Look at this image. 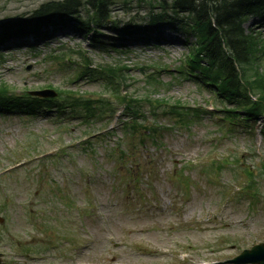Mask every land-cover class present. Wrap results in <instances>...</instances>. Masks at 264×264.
Listing matches in <instances>:
<instances>
[{"label": "rangeland", "instance_id": "1", "mask_svg": "<svg viewBox=\"0 0 264 264\" xmlns=\"http://www.w3.org/2000/svg\"><path fill=\"white\" fill-rule=\"evenodd\" d=\"M50 1L0 0V35L3 23ZM157 1L113 0L110 10L122 22L144 20ZM261 20L244 27L264 44ZM39 33L47 38L0 44V84L14 94L80 96L101 104L102 118L89 125L70 115L0 114L1 264H224L264 243L260 124L221 121L233 104L177 75L189 49L183 32L165 26L149 42L116 43V51L93 47L70 26ZM84 57L100 73L76 80ZM108 67L123 69L129 94L143 93L148 74L162 77L150 96L165 108L153 118L145 105L139 122L161 126L153 141L130 128L124 101L100 71Z\"/></svg>", "mask_w": 264, "mask_h": 264}, {"label": "trees", "instance_id": "2", "mask_svg": "<svg viewBox=\"0 0 264 264\" xmlns=\"http://www.w3.org/2000/svg\"><path fill=\"white\" fill-rule=\"evenodd\" d=\"M113 3V0H56L43 3L29 14L19 15L4 23L0 44L8 42L11 37L33 35L36 40L46 39L44 34L39 33L40 27L57 24L70 26L74 33L90 36L95 48L106 50L110 47L116 51L119 47L116 43L120 42L125 47L124 41L128 39L149 42V34H156L165 26H174L185 34V45L189 47L184 63L177 68V75L206 88L217 102L233 104L232 108L221 111L225 113V116L219 117L221 121H234L239 127L253 129L256 122L263 118L261 135L264 139V67L261 63L264 44L256 32L244 27L251 18L262 19L261 24L264 25V0H158L155 5L152 4L144 20L134 17L126 22L113 18L110 10ZM105 30L110 33L106 37L115 43L104 41ZM32 48L34 46L29 49L33 51ZM90 65L84 57V69L75 79L86 75L98 76L100 72L89 70ZM100 71L108 73L113 95L124 101L122 105L131 121L130 128L138 130L143 139L153 141L161 126L150 124L142 129L139 122L145 117L141 113L145 105L153 118L157 115L153 111L165 108L161 107L164 100L150 96V87L153 84L161 86L162 77L148 74L141 91L143 93L139 95L138 91L130 94L123 91L124 87L131 86L122 74V68L108 67ZM160 71L174 74L166 69ZM13 91L15 88L0 84V114L16 113L23 117H34L38 113L48 117L54 114L61 116L60 120L70 115L80 122H89V125L95 123L98 117L102 118L99 113L96 114V109L102 105L80 96L59 95L58 98L43 99L31 96L27 90L19 94ZM97 101L106 105L102 98ZM48 158L51 156L45 157Z\"/></svg>", "mask_w": 264, "mask_h": 264}, {"label": "water", "instance_id": "3", "mask_svg": "<svg viewBox=\"0 0 264 264\" xmlns=\"http://www.w3.org/2000/svg\"><path fill=\"white\" fill-rule=\"evenodd\" d=\"M32 95L38 96V97H54L55 94L52 91H39V92H32ZM229 263L231 264H264V244H260L257 246H254L250 250H245L241 253L240 256L236 257Z\"/></svg>", "mask_w": 264, "mask_h": 264}]
</instances>
